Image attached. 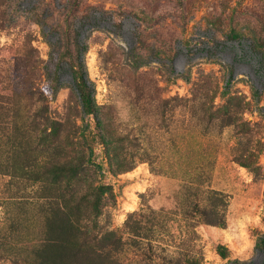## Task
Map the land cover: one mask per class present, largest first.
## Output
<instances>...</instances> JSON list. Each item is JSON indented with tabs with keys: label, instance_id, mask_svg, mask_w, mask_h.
<instances>
[{
	"label": "rangeland",
	"instance_id": "obj_1",
	"mask_svg": "<svg viewBox=\"0 0 264 264\" xmlns=\"http://www.w3.org/2000/svg\"><path fill=\"white\" fill-rule=\"evenodd\" d=\"M92 11L80 30L101 124L68 68L51 80L56 30ZM230 31L264 50V0H0V264H25L51 198L30 86L88 138V180L114 194L101 230L122 236L125 264H264V71ZM208 203L225 225L196 214Z\"/></svg>",
	"mask_w": 264,
	"mask_h": 264
},
{
	"label": "trees",
	"instance_id": "obj_2",
	"mask_svg": "<svg viewBox=\"0 0 264 264\" xmlns=\"http://www.w3.org/2000/svg\"><path fill=\"white\" fill-rule=\"evenodd\" d=\"M93 11L74 22L66 21L63 30H56L57 46L64 50L58 52L60 60L51 68V80H55L59 87L61 70L68 68L72 76L70 88L82 111L94 116L101 124L102 107L96 101V88L85 61L89 47L80 30L81 24H87L92 19ZM239 36L234 31L227 34L230 39L249 41L264 71L263 44L255 38ZM27 92L31 96L30 108L34 110L26 117L30 131L33 135L36 133L35 147L43 149L51 140V198L42 208L41 241L29 249L22 260L25 264H125L120 257L124 243L122 236L116 230H101L100 217L104 215V206L114 199V194L108 185L95 179L88 180V174H95L94 169L99 166L90 153L88 138L80 133L79 123L71 121L68 113L63 119L48 114L49 107L41 90L30 86ZM44 162L48 164V160ZM44 166L42 171L48 172L49 169ZM15 170L19 167L15 166ZM212 205L196 204V214L209 224L225 225L224 213Z\"/></svg>",
	"mask_w": 264,
	"mask_h": 264
}]
</instances>
